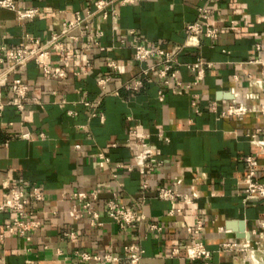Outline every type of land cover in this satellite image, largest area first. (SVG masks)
I'll return each mask as SVG.
<instances>
[{
	"label": "crops",
	"instance_id": "0c3cea01",
	"mask_svg": "<svg viewBox=\"0 0 264 264\" xmlns=\"http://www.w3.org/2000/svg\"><path fill=\"white\" fill-rule=\"evenodd\" d=\"M95 1L20 0L22 7L39 10L34 20L24 22L0 8V47L17 49L32 39L46 42L64 22ZM206 3L213 6L219 39L201 37L198 48H183L185 28L197 21L199 8ZM118 12L116 20L96 21L95 27L104 32L101 44L106 51L85 49L83 39L65 40L70 52L67 67L61 65L60 53L51 51L47 63L64 70L66 78L45 75L33 60L17 77L30 91L24 113L7 106L0 118V204L5 199L3 184L21 190L28 198L24 221L35 225L25 236L0 240V264H85L76 252L108 250L122 258L121 264H130L125 248L134 243L144 250L140 264H191L185 249L191 243L188 227L196 225L197 217L203 222L200 238L213 252L210 264H251L244 260V253L219 252L218 248L241 239L227 227L231 221H245L246 232L255 231L253 239L264 243V200L247 203L240 196L248 157L259 158L256 178L264 182L262 150L252 144L254 135L264 140V117L247 114L238 119L223 112L234 94L247 92L257 95L246 101L247 106L264 111V49L255 47L264 46V0H142ZM81 35L79 30L74 32ZM136 43L175 55L182 87L173 79L170 86L163 85L160 58L138 64ZM197 58L212 64L202 80L186 67ZM111 60L117 62L118 70L109 66ZM87 62L91 63L87 73L75 75ZM149 68L153 69L149 76L142 74ZM14 79L1 90L4 102L14 95ZM138 80L142 87L129 89ZM160 90L164 102L159 101ZM228 94L231 98L225 97ZM214 104L216 112L211 110ZM133 130L151 135L153 161L163 163L148 175L147 190L137 168H118L120 163H132L141 150L130 136ZM23 133H29L30 140L22 139ZM161 133L170 142L161 140ZM102 153L112 161L105 168L99 167ZM176 175L184 179L182 188L174 186ZM190 186L200 197L198 207L157 198L161 188L187 190ZM35 189L44 200L35 199ZM80 191L98 195L102 226L94 227L89 217H71L69 195ZM114 193L121 205L145 219L135 227L121 228L107 209ZM171 209L182 212L170 216ZM12 220L10 213L0 212V231ZM67 232L77 238L66 237Z\"/></svg>",
	"mask_w": 264,
	"mask_h": 264
},
{
	"label": "built area",
	"instance_id": "2783aa9c",
	"mask_svg": "<svg viewBox=\"0 0 264 264\" xmlns=\"http://www.w3.org/2000/svg\"><path fill=\"white\" fill-rule=\"evenodd\" d=\"M142 0H96L90 4L86 10L82 12H76L72 20L64 22L59 32L52 34L50 39L46 42H41L38 39H32L30 44L22 45L17 49H9L5 46L0 47V118L3 115V111L7 106L15 107L21 113L26 110L28 102L29 86L21 79L17 78L19 74L27 66L28 62L35 61V63L41 68L45 75L49 77L66 78L67 74L64 70L51 67L46 59L50 56L51 51H58L61 56V65L67 67L69 60L67 55L70 53L64 47L65 40H84L83 47L87 50L92 48H99L102 51L107 49L102 46L101 39L104 37V32L95 27L96 21L101 19L103 22L109 19L116 20L119 16V8L124 6L138 5ZM0 8L12 11L16 14L19 21H32L39 15V10L36 8H26L20 5V0H0ZM235 25L234 22H231ZM81 31L82 35L74 36L75 31ZM133 32V31H132ZM186 36L183 48H198L200 46L201 37H205L210 40H217L220 37V30L213 22V6L211 3H206L199 8V16L197 21L189 24L185 30ZM257 51L264 49V46L257 44ZM134 58L135 61L142 65L150 60L160 58V65L162 66L159 71V78L162 80L164 86H170L171 79L175 80L177 87H182L180 77V64L177 62L175 55L164 49H151L147 46L140 45L138 43L134 46ZM109 66L113 70H118L117 62L111 60ZM212 64L197 58L195 62H191L186 65L187 69L198 75V79L202 80L205 77L206 69L210 68ZM91 67V63L87 62L83 65L75 75L82 76L87 73ZM153 69L149 68L142 71V74L148 75ZM14 77L13 81V97L11 100L4 102L1 96V90L5 88L10 78ZM106 80H102L100 84L104 85ZM143 85V82L138 80L133 87H129L134 91H138ZM191 89V86H188ZM257 95L251 94V92L244 93L242 95L234 94V98L231 101L225 103V111L223 114H231L238 119H242L247 114H261L264 117V111L257 110L256 108H250L247 106L246 101L255 99ZM165 94L163 90L159 91V101L164 102ZM193 106L197 104V95H193ZM89 105V103H87ZM211 110L216 112L217 106L214 104L211 106ZM72 115L71 113H69ZM27 121V119H25ZM1 125V124H0ZM261 129H264V123ZM130 136L133 141L141 148L140 152L134 156L132 163L125 165L120 163L119 169H126L132 171L137 168L143 180V189L149 188L147 177L150 173L154 172L157 168L163 165L162 162H154L153 156L150 151L149 141L151 135L142 133L139 130H133L130 132ZM22 139L30 140L29 133H23ZM159 138L165 142H170V139L163 133L159 134ZM252 144H255L261 148V155L264 157V140H256L255 135L252 138ZM113 147H117L116 144ZM111 158L106 154L99 155V167L105 168L111 164ZM248 168V174L242 178L241 183L244 185L240 191V196L244 198L247 203H255L264 200V182L257 180L256 168L259 164L258 157H248L245 161ZM115 179L118 178L116 174L113 175ZM174 186L182 188L184 186V179L182 176L176 175L174 177ZM4 189V201L0 204V212H8L13 215V220L10 224L6 225L4 229L0 231V240H4L8 235H20L25 236L26 233L34 228L33 222H25L24 218L27 216L28 198L23 195L21 190L12 187L8 183L3 184ZM34 197L37 201L44 200L43 194L38 190H34ZM70 200L73 201L71 210V217L74 220H81L84 217L91 219L94 227L102 226L100 221L101 215L96 207L98 195L95 192H74L69 195ZM157 198L161 201L168 203H175L177 201H183L188 205L198 207L199 195L195 191L193 186H190L187 190H176L172 187L161 188L157 192ZM107 209L110 216L121 227H135L140 221L145 219L143 214H138L119 202L118 194L114 193L112 199L107 204ZM181 209H171L169 211L170 216L180 214ZM264 229V223L261 224ZM153 229L161 230L157 226H153ZM203 230V222L197 217L196 225L188 227V233L191 235V243L185 249V258L191 263L197 261H203L204 264H210L213 252L209 250L203 240L200 238ZM221 231H226L225 228H221ZM255 231L246 232L244 238L239 239L237 242L223 243L219 246V252H240L244 253V260H249L251 264H264V243L253 239ZM65 236L71 239H76L77 235L73 232L65 233ZM264 237V235H263ZM127 254V260L130 264H140L144 250L139 244H131L125 248ZM179 252L176 250L175 254ZM76 256L82 263L85 264H121L122 258L113 253L112 250H108L101 253H89V252H76Z\"/></svg>",
	"mask_w": 264,
	"mask_h": 264
},
{
	"label": "water",
	"instance_id": "95a60500",
	"mask_svg": "<svg viewBox=\"0 0 264 264\" xmlns=\"http://www.w3.org/2000/svg\"><path fill=\"white\" fill-rule=\"evenodd\" d=\"M225 97L231 98L229 94L225 95ZM227 227L232 229L233 231L238 232L237 235L239 238H244L246 235V222L245 221H231V222H228Z\"/></svg>",
	"mask_w": 264,
	"mask_h": 264
}]
</instances>
